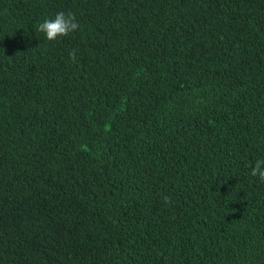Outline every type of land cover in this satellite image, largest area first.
<instances>
[{
    "label": "trees",
    "instance_id": "16d2710c",
    "mask_svg": "<svg viewBox=\"0 0 264 264\" xmlns=\"http://www.w3.org/2000/svg\"><path fill=\"white\" fill-rule=\"evenodd\" d=\"M258 159L264 0H0V264H264Z\"/></svg>",
    "mask_w": 264,
    "mask_h": 264
},
{
    "label": "clouds",
    "instance_id": "9594fccd",
    "mask_svg": "<svg viewBox=\"0 0 264 264\" xmlns=\"http://www.w3.org/2000/svg\"><path fill=\"white\" fill-rule=\"evenodd\" d=\"M81 25L76 19V16L71 11H60L56 13L54 18L45 19L37 26V31L44 34L46 39L50 42L58 41L61 38L70 37L80 29ZM69 58L75 61L76 50L69 52ZM250 175L258 178L261 183H264V159L255 161L251 168ZM168 203V198H165Z\"/></svg>",
    "mask_w": 264,
    "mask_h": 264
}]
</instances>
